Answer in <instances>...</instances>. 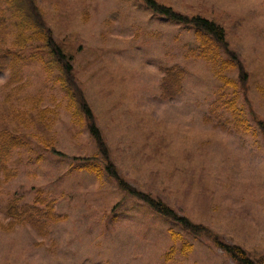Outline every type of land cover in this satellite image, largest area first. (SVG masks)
<instances>
[{
  "label": "rangeland",
  "instance_id": "1",
  "mask_svg": "<svg viewBox=\"0 0 264 264\" xmlns=\"http://www.w3.org/2000/svg\"><path fill=\"white\" fill-rule=\"evenodd\" d=\"M155 1L224 29L248 73L249 105L264 123V0ZM36 4L72 57L73 75L125 183L260 262L264 138L240 93L236 109L249 129H234L237 114L222 104L232 90L191 56L193 29L167 21L143 0ZM13 40L8 30L0 42V131L21 144L8 154V174L0 169V264H233L212 241L121 190L101 159L85 160L97 154L96 144L78 107H68L48 53L31 44L15 64L5 52L14 50ZM172 69L183 72L181 90L164 99L160 84ZM225 75L235 80L234 71ZM84 163L100 174L82 169ZM10 203L37 223L17 221L7 212Z\"/></svg>",
  "mask_w": 264,
  "mask_h": 264
},
{
  "label": "trees",
  "instance_id": "2",
  "mask_svg": "<svg viewBox=\"0 0 264 264\" xmlns=\"http://www.w3.org/2000/svg\"><path fill=\"white\" fill-rule=\"evenodd\" d=\"M143 1L152 12L165 18L167 21L193 29V35L197 45L191 52V56L208 63L212 67L213 75L220 81L221 88L232 90V95L223 101L222 104H224L227 110L232 111V114H237L234 120V129L244 132L249 129L247 121L241 118V110L236 109L237 93H240L246 105L247 114L264 138V123L251 109L246 96L248 91V73L239 59V56L229 47L225 38L224 29L216 22L199 15L187 16L155 0ZM8 30L11 31V34L14 36V40L12 41L14 50L11 51L7 49L5 52L12 57L15 64L19 63L21 60L20 52L31 44L39 45L41 49L45 51L46 55L48 53L51 59L50 68L54 67L57 69L60 75L58 79L59 84L65 91L66 97L69 99L68 107L71 108L73 105L78 107V110L83 114L86 129L96 144L97 154L85 159L86 161L97 158L101 159L103 171L116 182V185L121 190L143 201L159 215L177 222L183 229L190 233L212 241L217 248L230 258L233 264H264V257H262L260 262H254L241 247L225 243L206 226L192 223L186 217L176 214L161 201L154 200L149 195L138 192L125 183L110 160L108 147L96 124L93 112L86 102L82 90L73 75V66L71 64L72 57L67 55L62 47L54 40L51 30L46 26L43 20V15L36 4V0H0V42H5ZM233 71L235 72V80L225 75L226 72ZM15 75L17 76V73ZM182 77V70L172 69V71L162 79L160 88L164 99H170L180 93ZM20 140V138L12 137L0 131V169L3 170L6 175L8 174L6 170L8 154L13 147L21 144ZM52 154L62 155L54 150H52ZM81 168L94 174H100V168L96 165L84 163V166H81ZM34 203L37 204V201L35 200ZM7 212L9 215L14 216L17 221H27L28 224L31 223L33 225L37 223V220L33 219L31 213L29 214L27 210L17 211L12 207V203L9 204ZM45 214L47 213L45 212ZM170 233L174 235L172 231H170ZM175 238L176 235L173 239ZM189 249L190 247L187 246L184 248V251Z\"/></svg>",
  "mask_w": 264,
  "mask_h": 264
}]
</instances>
